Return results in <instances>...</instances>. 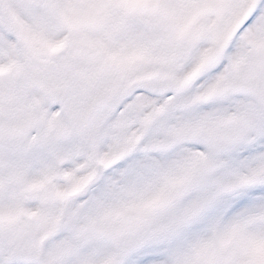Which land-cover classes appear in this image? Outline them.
Masks as SVG:
<instances>
[{
	"label": "snow or ice",
	"instance_id": "6c2138e0",
	"mask_svg": "<svg viewBox=\"0 0 264 264\" xmlns=\"http://www.w3.org/2000/svg\"><path fill=\"white\" fill-rule=\"evenodd\" d=\"M0 264H264V0H0Z\"/></svg>",
	"mask_w": 264,
	"mask_h": 264
}]
</instances>
